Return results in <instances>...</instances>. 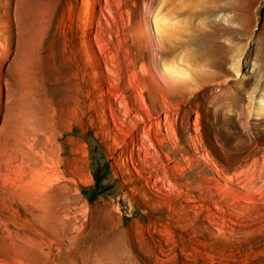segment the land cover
Instances as JSON below:
<instances>
[{"label":"rangeland","instance_id":"rangeland-1","mask_svg":"<svg viewBox=\"0 0 264 264\" xmlns=\"http://www.w3.org/2000/svg\"><path fill=\"white\" fill-rule=\"evenodd\" d=\"M171 1L0 0V264H264V0Z\"/></svg>","mask_w":264,"mask_h":264},{"label":"bare ground","instance_id":"bare-ground-1","mask_svg":"<svg viewBox=\"0 0 264 264\" xmlns=\"http://www.w3.org/2000/svg\"><path fill=\"white\" fill-rule=\"evenodd\" d=\"M8 1L9 0H6V2H8ZM158 1H159V6H162V5L165 6L167 4H172V3H170L171 0H158ZM171 2H173V1H171ZM112 3L116 4L117 0H85V10H84V12H85V16L87 18H86V22L84 23V30H83V33H82L83 34V39H81L82 40L81 46H82L84 52L85 51H89L91 49L90 48L91 47L90 44L85 40L86 36H87V33L92 34L93 39L96 42V46H97L98 50L102 49V47H103L102 44H101L102 38L100 36V34L102 32V30H100L101 18H106L104 11H106L107 13H111V11H112L111 10V8H112L111 4ZM8 5H9V3H6L4 5V7L7 8ZM15 7H16V5H15ZM62 10L63 9H62L61 6L56 5L55 7L51 8L50 13L46 17L48 23H47V25H46L44 30H47L49 33H51L52 37L54 36V34L52 33L53 28H54L53 24L56 23L58 16H62L63 15ZM13 11H14V15H15V18H16V12H15V10H13ZM66 11L68 12L67 14L70 17H72V12L70 14L69 10H66ZM170 11L173 12L174 10L170 9ZM189 12H190V10H187V14ZM150 18H151V21L153 23L155 34L149 37L148 42L154 43V45H156L157 48L159 50H161V48H162V45H161L162 40H161V37H160V33L165 28L164 24L162 23L163 22V18L162 17H158L157 10H156L155 14L150 15ZM93 22L98 27H94L93 26ZM60 48H62V47H60ZM68 49H69V46H68ZM58 50H59V48H58ZM63 57H64V52L61 50L60 58H63ZM256 103L257 104L255 105V107L258 110V112L259 113L264 112V90L261 92V94L259 96H257Z\"/></svg>","mask_w":264,"mask_h":264}]
</instances>
